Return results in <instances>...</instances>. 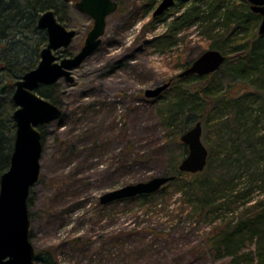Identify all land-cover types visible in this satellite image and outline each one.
Returning <instances> with one entry per match:
<instances>
[{
  "label": "rangeland",
  "instance_id": "374dc122",
  "mask_svg": "<svg viewBox=\"0 0 264 264\" xmlns=\"http://www.w3.org/2000/svg\"><path fill=\"white\" fill-rule=\"evenodd\" d=\"M116 1L121 13L108 17L102 45L72 71L74 83L60 79L51 85L49 101L64 116L38 127L43 155L40 178L29 201L30 241L37 255L49 253L57 264H231L226 250H213L207 237L221 218H231L232 213L223 216V210L216 219L211 215L199 221L177 196L160 199L153 207L100 203L108 192L166 175L165 145L173 154H182L184 147L178 143L184 145L181 136L193 126L180 136L171 129L172 139L166 142L167 127L156 109L170 96L150 100L145 91L175 79L185 63L212 50L196 26L182 32L179 45L170 51L150 48L146 42L166 31L173 12L154 23L153 13L162 1L157 0L149 14L133 23L140 1ZM196 1L186 0L183 10ZM248 8L238 5L237 14H247ZM66 17L68 29L78 35L67 49L57 52L58 60L76 55L94 24L72 4ZM20 38L25 39L24 34ZM37 40L38 36L29 35V46L35 47ZM11 83L0 74V90ZM239 87L237 96L254 92ZM13 92L9 88L4 96L9 99ZM252 108H258V103ZM259 127L264 129V123ZM139 156L143 162H136ZM248 181L245 172L240 187L247 188ZM252 184V201H264V180ZM130 232L134 235H127ZM118 233L121 239L115 246L112 239ZM78 238L87 242L81 250L73 243ZM254 249L248 244L242 253L253 256Z\"/></svg>",
  "mask_w": 264,
  "mask_h": 264
},
{
  "label": "trees",
  "instance_id": "16d2710c",
  "mask_svg": "<svg viewBox=\"0 0 264 264\" xmlns=\"http://www.w3.org/2000/svg\"><path fill=\"white\" fill-rule=\"evenodd\" d=\"M78 1L7 0L0 5L1 74H5L12 85L37 68L41 51L47 46V33L38 29L40 16L52 10L68 28L66 14L70 4L76 7ZM139 1L133 23L157 5V0ZM185 1L179 0L164 16L153 19L155 23L164 20L171 12L174 15L166 31L146 43L156 51H170L179 45L182 32L196 26L198 32L211 42V49L227 57L221 69L209 76L190 75L182 79L177 76L172 79L173 84L164 92L170 96L169 101L165 96L166 101L156 109L162 124L167 127L166 142L172 139L171 129L180 136L199 122L204 125L208 165L202 173H181L178 167L184 154L188 153L187 148L178 143L184 150L181 155H175L165 145L163 148L168 155L166 175L176 179L155 194L115 204L136 203L153 207L160 199L177 196L181 203L191 207V215L199 221L207 220L211 215L216 219L215 216L218 217L223 210V216L226 212L232 213L231 218H221V223L208 234L211 248L216 252L225 249L232 257L231 264H264V201H252L255 189L252 182L264 180V129L259 127L264 123V36L256 33L262 17L251 11L247 0H197L183 10ZM118 4L117 12L121 13ZM238 5L245 9L249 6L247 14L238 15ZM23 34L25 39L20 38ZM29 35L38 36L35 47L29 46ZM193 62H187L183 67L186 69ZM240 84L254 92L237 96ZM50 89L51 86H41L37 93L49 100L52 98ZM256 102L258 108L253 109ZM15 110L12 97L7 99L0 92V180L10 168L14 150ZM136 162L143 160L139 156ZM245 172H249V185L242 188ZM127 235L133 236L134 233ZM120 239L119 233L113 237L115 246ZM73 243L78 250L87 245L80 238ZM248 244L255 246L253 256L242 253ZM35 262L57 264L49 253L38 254Z\"/></svg>",
  "mask_w": 264,
  "mask_h": 264
},
{
  "label": "water",
  "instance_id": "95a60500",
  "mask_svg": "<svg viewBox=\"0 0 264 264\" xmlns=\"http://www.w3.org/2000/svg\"><path fill=\"white\" fill-rule=\"evenodd\" d=\"M6 1L0 0V5ZM177 1L162 0L153 17L164 16ZM247 1L251 11L262 17L258 33L264 36V0ZM76 8L94 22L81 50L74 56L58 60L57 52L67 49L78 34L76 30H69L59 22L54 11L43 13L38 20V29L46 31L48 44L41 52L37 68L26 73L15 84L12 96L16 106L13 113L16 125L14 150L10 168L0 180V264H35L37 256L30 241L29 201L31 189L38 183L41 173L43 141L38 127L58 121L64 116L62 109L41 97L37 90L42 85H53L60 79H65L69 84L74 83L72 71L98 51L106 33L107 19L117 12L119 4L116 0H79ZM226 59L220 51L208 50L178 77L182 79L190 75L209 76L219 71ZM1 72L0 67V74ZM172 83L173 80H169L146 90L145 97L150 100L159 99ZM7 88L5 85L1 93ZM202 135L203 127L199 122L181 136V142L187 146L188 154L181 161L179 172L198 174L205 171L209 150L202 140ZM175 179V176L166 175L127 185L102 195L100 203L106 206L117 201L155 194Z\"/></svg>",
  "mask_w": 264,
  "mask_h": 264
},
{
  "label": "flooded vegetation",
  "instance_id": "af4514ba",
  "mask_svg": "<svg viewBox=\"0 0 264 264\" xmlns=\"http://www.w3.org/2000/svg\"><path fill=\"white\" fill-rule=\"evenodd\" d=\"M178 1H179V0H178ZM178 1H177V2H178ZM78 2H79V1H78ZM171 9H172V8H171ZM55 15H56V14H55ZM56 17H57V16H56ZM58 21H59V20H58ZM59 22H60V21H59ZM66 28H67V27H66ZM42 31H43V30H42ZM45 32H46V31H45ZM77 34H78V33H77ZM47 36H48V35H47ZM47 44H48V43H47ZM41 52H42V51H41ZM67 57H68V56H67ZM69 57H70V56H69ZM63 58H64V57H63ZM0 67H1L2 72H3V67H2L1 65H0ZM35 69H36V68H35ZM2 72H1V73H2ZM17 82H18V81H17ZM17 82H16V83H17ZM16 83H15V84H16ZM15 84H13V85H12V84H7L8 88H7L6 90H8L9 88H11V89H13V91H14V90H15ZM172 84H173V83H172ZM42 86H51V85H42ZM40 87H41V86H40ZM6 90H5V92H6ZM0 92H1V90H0ZM5 92H4L3 94H2V93H1V94L4 95ZM13 93H14V92H13Z\"/></svg>",
  "mask_w": 264,
  "mask_h": 264
}]
</instances>
